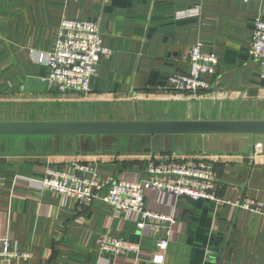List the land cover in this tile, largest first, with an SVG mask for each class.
I'll return each mask as SVG.
<instances>
[{"label": "crops", "instance_id": "1", "mask_svg": "<svg viewBox=\"0 0 264 264\" xmlns=\"http://www.w3.org/2000/svg\"><path fill=\"white\" fill-rule=\"evenodd\" d=\"M191 10L196 14L183 16ZM257 18L264 21V3L243 0H0V121L54 120L77 111L71 106L80 110L68 117L88 120L264 119V80L249 57ZM63 19L97 23L112 52L99 61L87 95L59 94L40 81L48 69L37 55L52 50ZM195 43L218 60L215 74L203 77L209 90L193 96L166 90L171 76L189 72ZM190 137L196 139L187 145L200 150L98 155L74 145L104 137H33L47 145L0 153V240L27 255L0 264H158L152 261L158 240L168 241L159 264H264V136ZM58 138L69 143L50 145ZM143 154L204 160L223 202L149 192L145 207L174 217L169 235L163 229L152 234L99 201L80 207L41 188L46 168L72 163L92 166L102 182L138 181ZM242 198L261 203V211L234 207ZM103 234L136 245L137 253L100 255Z\"/></svg>", "mask_w": 264, "mask_h": 264}, {"label": "built area", "instance_id": "2", "mask_svg": "<svg viewBox=\"0 0 264 264\" xmlns=\"http://www.w3.org/2000/svg\"><path fill=\"white\" fill-rule=\"evenodd\" d=\"M243 1L264 3V0ZM194 14L196 10H191L183 16ZM111 56L112 52L103 45L97 23L63 19L52 50L37 55L36 62L48 69L47 75L40 77V81L59 94L87 95L91 92V81L96 76L99 61ZM249 57L258 67L259 78L264 80V21L260 18L254 21ZM217 63L215 54L203 52L201 43H195L188 52L189 72L186 75L171 76L166 90L192 96L208 91L210 85L203 77L214 75ZM141 163V180H112L108 183L99 180L97 172L89 165L72 163L65 168L48 167L41 188L62 198L74 199L80 207H88L99 201L109 206L115 216L130 220L138 230H148L152 234L163 229L169 235L174 217L172 213L148 210L145 198L149 192L165 195L171 200L183 197L191 201L204 199L223 202L219 197L220 183L212 166L197 156L143 154ZM234 207L259 213L262 204L254 199L242 198ZM167 243V240H158L159 253L153 256L154 263L163 262V254L160 253L165 251ZM97 244L99 254L105 256L135 255L138 251L136 245L108 234L101 235ZM26 257L14 247L11 249L7 239L0 240V261Z\"/></svg>", "mask_w": 264, "mask_h": 264}, {"label": "water", "instance_id": "3", "mask_svg": "<svg viewBox=\"0 0 264 264\" xmlns=\"http://www.w3.org/2000/svg\"><path fill=\"white\" fill-rule=\"evenodd\" d=\"M264 136V119L251 120H11L0 137Z\"/></svg>", "mask_w": 264, "mask_h": 264}, {"label": "rangeland", "instance_id": "4", "mask_svg": "<svg viewBox=\"0 0 264 264\" xmlns=\"http://www.w3.org/2000/svg\"><path fill=\"white\" fill-rule=\"evenodd\" d=\"M38 107L35 106V107H32V109L35 108L36 111H39L40 109H36ZM71 107L77 111H64L66 113L62 115H55L52 118H55L54 120H67V121L88 120V119H79L78 116L68 117L67 112H69V114L72 115L74 113L79 112L80 110V107H74V106H71ZM48 112L49 110L45 111L46 114ZM30 114H35V113H30ZM25 115H29V113ZM24 118L22 119L25 120ZM38 120H51V119H38ZM94 120H97V119H94ZM187 137H190V136H175V137L165 136L161 138L143 137V140H142V137H131V139L127 137H120V138L119 137L118 138H105L104 137V138L90 139V140L79 138L80 140H77L76 145H74V147L76 148V150H78V152H84V150L91 147L93 149L94 154L112 155V156H116V155L126 156V155L133 154L135 152H138V151H143L144 148L149 149L150 151L148 150V152H155V154H157V152L159 151L162 152L161 150H167V151H164L163 153L168 152V151H173L175 153L177 152L189 153V152L200 150V148H202L201 145H187L189 143V139L190 140L196 139L194 137H190V138H187ZM45 138H48V137H42L41 139H45ZM28 143H31L33 145L34 143L35 144L37 143L36 145H47L45 144L46 142L44 143L43 140H31V139L27 140L21 137H0V153L6 152V153H16V154L20 153L21 154L22 152H25L24 146L28 145ZM62 143L67 144L69 143V141L68 140L62 141L61 139L58 138L56 140L51 141L50 145L52 146L56 145L58 146V148H61ZM138 145H140L141 147L139 146L140 148H135ZM66 146L67 145H65L64 148H66ZM84 146H88V147L86 148ZM102 147H106V149L103 150ZM26 154H31V153H26Z\"/></svg>", "mask_w": 264, "mask_h": 264}, {"label": "trees", "instance_id": "5", "mask_svg": "<svg viewBox=\"0 0 264 264\" xmlns=\"http://www.w3.org/2000/svg\"><path fill=\"white\" fill-rule=\"evenodd\" d=\"M21 138H25V139H27V140H28V139H30V138H33V137H21ZM116 138H118V137H116ZM142 139H143V137H142ZM28 145H33V144H31V143H28ZM34 145H36V144L34 143ZM133 146H134V145H133ZM139 146H140V145H138V146H137V147H135V148H140L141 146H140V147H139ZM90 149H91V151H92V148H90ZM144 150H145V149H144ZM144 152H148V151H144ZM140 165H141V164H140ZM141 168H142V167H141Z\"/></svg>", "mask_w": 264, "mask_h": 264}]
</instances>
